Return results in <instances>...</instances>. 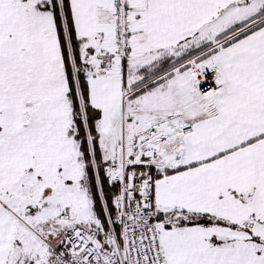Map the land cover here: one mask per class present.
Returning a JSON list of instances; mask_svg holds the SVG:
<instances>
[{
    "label": "snow or ice",
    "instance_id": "snow-or-ice-1",
    "mask_svg": "<svg viewBox=\"0 0 264 264\" xmlns=\"http://www.w3.org/2000/svg\"><path fill=\"white\" fill-rule=\"evenodd\" d=\"M0 264H264V0H0Z\"/></svg>",
    "mask_w": 264,
    "mask_h": 264
}]
</instances>
